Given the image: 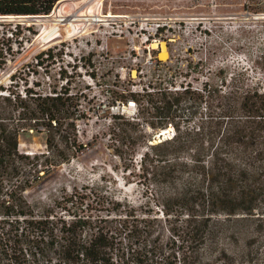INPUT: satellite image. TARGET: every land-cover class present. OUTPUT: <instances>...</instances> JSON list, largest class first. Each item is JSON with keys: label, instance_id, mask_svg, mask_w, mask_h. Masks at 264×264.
Listing matches in <instances>:
<instances>
[{"label": "rangeland", "instance_id": "rangeland-1", "mask_svg": "<svg viewBox=\"0 0 264 264\" xmlns=\"http://www.w3.org/2000/svg\"><path fill=\"white\" fill-rule=\"evenodd\" d=\"M98 17H118V37L109 36L105 41L106 36L101 33L105 31V21L92 20ZM156 17L167 18L169 26H165L161 38L142 42L140 25H144L146 18ZM131 19H137L136 23H130ZM15 24L21 31L17 40L12 34ZM153 42L159 46L152 47ZM162 44L167 50L166 58L159 56ZM87 47L94 48L95 56L87 55ZM102 47L109 49L104 58L98 54ZM47 50L60 52L59 56L49 57L48 68L43 69L36 58ZM0 51L3 96L12 89L23 94L25 87L50 94L54 88L59 90L66 78L72 92L69 120L74 122L75 129L68 130L64 138L57 136L52 148L46 143L48 132L43 119L36 126L20 129L18 147L22 152L31 151L33 155L60 149L71 154L69 161L47 171L38 164L37 171L27 165L21 173L19 178L30 180L22 191L28 212L37 217L49 216L54 224L61 217L66 220L83 217L115 230L119 219L132 211L131 217L139 227L159 234L166 241L171 233L162 203L164 194L172 189L164 182L136 175L140 173L139 154L145 149L144 144L136 150V173L123 169L113 115L120 111L132 119L137 108L130 106L128 100L118 99L116 111V103L112 101L115 95L128 93L132 85L139 90L156 80L166 87L173 84L176 88L182 82L197 87L205 81L221 84L220 78L226 75L231 85L264 88V0H65L47 17L0 16ZM81 63L102 71L101 80L89 81ZM115 73L118 88L113 82ZM6 104L0 99L1 106ZM140 122L144 124V120ZM143 127L148 136L154 134L149 126ZM162 134L161 137L170 135ZM156 135L152 139L158 141ZM79 144L83 146L81 150L76 148ZM7 188L0 193L3 236L8 235L10 228L21 230L26 225L23 221L4 220V205L8 203L4 201L9 199ZM90 232L91 228L86 227L83 237L87 239ZM55 233L62 241L58 227ZM222 241L230 249L238 248L226 237ZM259 252L257 261L247 264H264V235ZM215 260L216 251L206 245L194 262L187 264H216ZM183 263L178 258L175 264Z\"/></svg>", "mask_w": 264, "mask_h": 264}, {"label": "trees", "instance_id": "trees-1", "mask_svg": "<svg viewBox=\"0 0 264 264\" xmlns=\"http://www.w3.org/2000/svg\"><path fill=\"white\" fill-rule=\"evenodd\" d=\"M62 1L0 0V16L46 15ZM17 26L12 32L16 40L21 33ZM2 57L0 51V64ZM40 57L37 64L43 63ZM220 79L221 84L205 81L196 87L182 82L176 88L156 80L118 96L120 102L129 97L137 102L132 119L120 111L113 115L123 169L136 173V150L144 144L136 175L172 189L162 203L171 233L166 241L139 227L132 211L119 219L115 230L83 217H61L54 224L49 216L28 212L22 191L30 180L19 178L21 173L27 165L37 168L38 164L47 171L69 161L71 154L60 149L33 155L22 152L20 129L43 119L51 148L57 136L64 138L75 129L69 120V79L59 90L52 89L55 94L29 87L24 88V96L15 89L0 94L7 102L0 105V193L8 187L9 197L4 201L8 202L4 220L26 222L21 230L10 228L8 235H0V264H175L178 258L187 264L206 245L216 251V264L255 263L264 235V88L231 85L226 75ZM140 120L154 134L148 136ZM159 131L170 135L154 142L152 136ZM57 227L62 241L56 237ZM86 227L91 228L87 239L83 237ZM225 237L238 248L226 246Z\"/></svg>", "mask_w": 264, "mask_h": 264}, {"label": "built area", "instance_id": "built-area-1", "mask_svg": "<svg viewBox=\"0 0 264 264\" xmlns=\"http://www.w3.org/2000/svg\"><path fill=\"white\" fill-rule=\"evenodd\" d=\"M108 15H111V12H109ZM101 16H103V15H101ZM98 19L99 20H97V21H99V22L100 21H105L104 23L106 24L105 31L101 32V31L98 30L99 33L101 32L103 35L106 36L105 41H108L109 36H117L118 37V17L111 18V19H108L107 17L106 18L98 17ZM136 21H137V19H131L130 23H136ZM165 26H169V22H168L167 18H162V17H159V18L158 17H156V18H146L145 22H144V25H140V33L142 34L139 37L140 40L142 42H145V43L146 42H150L151 43L152 42L151 40L154 39L155 37L158 36V37L161 38L163 36V30H166ZM59 50H61V49H59ZM59 52L60 51L52 52L53 56H50V53H49L48 50L44 54H42V53L40 54L39 53L40 56H41L40 59L43 60V63H39V65L43 69L48 68L46 61H48L50 59L49 57L59 56ZM86 53H87L88 56H91V57L95 56V52H94V48L93 47H87L86 48ZM108 53H109V49L108 48H103L102 47L100 50H98V54L102 58L106 57L108 55ZM38 55H37V58H38ZM82 58H83V55H80V57H79V61L80 62H82ZM85 65H86L85 67H87V68L84 67L83 63H81L80 68L81 67L84 68L83 74L86 77H88L89 81L96 82L97 80H101L102 73H103L102 71H99V69L96 68V67H92L90 64H85ZM73 68H75V65L73 66ZM60 69H61V67H60ZM61 71H62V69H61ZM117 73H118V70H117ZM113 82L116 83V87L118 88V74H116V73L113 75ZM131 90L132 91H137V88L134 85H132ZM23 94H25V91H24ZM50 94H55V93L52 92ZM127 100L129 102L130 106H132L134 108H137V102L135 100H131L130 98H128ZM112 103H114V104L116 103L115 110L118 111V94L115 95V99L112 101Z\"/></svg>", "mask_w": 264, "mask_h": 264}, {"label": "bare ground", "instance_id": "bare-ground-1", "mask_svg": "<svg viewBox=\"0 0 264 264\" xmlns=\"http://www.w3.org/2000/svg\"><path fill=\"white\" fill-rule=\"evenodd\" d=\"M6 16H10V17H6ZM6 16H4V17H6V18H10V19H13V18H15V17H12L11 15H6ZM15 16V15H14ZM3 19V18H2ZM93 21L94 20H99L98 18H95V19H92ZM83 30V29H82ZM82 30H79L78 32H81ZM151 46L152 47H157V46H159L158 45V43L157 42H153L152 44H151ZM159 56L161 57V58H166L167 57V50H166V47H165V44H162L161 45V48H160V52H159ZM162 133H164L165 135H167V133L166 132H163V131H159L158 133H157V135L156 136H158L159 138H162L161 136L163 135ZM159 140V139H158ZM157 141V139H154V142H156ZM151 143L153 142V141H150ZM26 152H29V153H31V151H26Z\"/></svg>", "mask_w": 264, "mask_h": 264}, {"label": "water", "instance_id": "water-1", "mask_svg": "<svg viewBox=\"0 0 264 264\" xmlns=\"http://www.w3.org/2000/svg\"><path fill=\"white\" fill-rule=\"evenodd\" d=\"M49 14H46V15H39V16H30V17H47ZM6 17H10V16H6ZM12 17H29V16H12Z\"/></svg>", "mask_w": 264, "mask_h": 264}]
</instances>
